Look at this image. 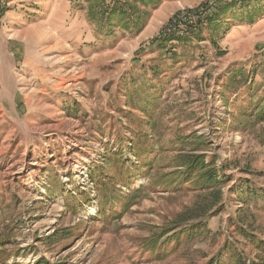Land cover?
Masks as SVG:
<instances>
[{"label": "rangeland", "instance_id": "374dc122", "mask_svg": "<svg viewBox=\"0 0 264 264\" xmlns=\"http://www.w3.org/2000/svg\"><path fill=\"white\" fill-rule=\"evenodd\" d=\"M7 1L0 264H264V0H160L112 31L97 0Z\"/></svg>", "mask_w": 264, "mask_h": 264}, {"label": "trees", "instance_id": "16d2710c", "mask_svg": "<svg viewBox=\"0 0 264 264\" xmlns=\"http://www.w3.org/2000/svg\"><path fill=\"white\" fill-rule=\"evenodd\" d=\"M106 1L107 0H97V3L91 4L89 16L91 19H95L99 16L96 18L99 19V21L104 18V16H108L107 21L111 22V25H109L111 31L116 27H121L122 29H129L131 27H136L138 30L143 29L150 14L149 10L156 8L160 3V0H111L109 4H106ZM221 1L223 2L225 0ZM239 2L241 3L240 0ZM239 2L229 1L222 7L216 8L217 11L213 19L217 18L225 11L236 7ZM140 5L142 6L141 8L139 7ZM204 22L205 21L199 22L198 26ZM249 23H253V20H249ZM111 31H109V33H111ZM193 135L194 139H189L190 137H188L185 138L184 142L194 145H206L207 141L205 136ZM179 165L185 167L184 174L188 177L196 176L198 181L202 180L204 182V186L212 187L215 190L220 189L219 171L224 170V168L223 166L217 165L213 160L206 161L205 153H184L180 156ZM199 209L204 212L202 207H199ZM184 231L185 230H183V232Z\"/></svg>", "mask_w": 264, "mask_h": 264}, {"label": "built area", "instance_id": "2783aa9c", "mask_svg": "<svg viewBox=\"0 0 264 264\" xmlns=\"http://www.w3.org/2000/svg\"><path fill=\"white\" fill-rule=\"evenodd\" d=\"M9 1L0 0V27L3 24L4 17L9 8ZM212 9V6L209 5L205 8H201L199 10H194L189 13L188 10H181L176 17H173L170 21V25L167 26V30L169 32H180L184 31L188 27L189 24H195L207 19L210 14H208ZM204 18V19H203Z\"/></svg>", "mask_w": 264, "mask_h": 264}, {"label": "crops", "instance_id": "0c3cea01", "mask_svg": "<svg viewBox=\"0 0 264 264\" xmlns=\"http://www.w3.org/2000/svg\"><path fill=\"white\" fill-rule=\"evenodd\" d=\"M10 3H11V1H10Z\"/></svg>", "mask_w": 264, "mask_h": 264}]
</instances>
